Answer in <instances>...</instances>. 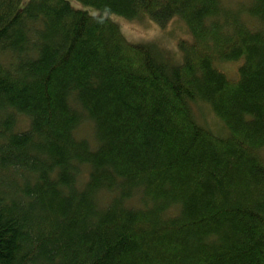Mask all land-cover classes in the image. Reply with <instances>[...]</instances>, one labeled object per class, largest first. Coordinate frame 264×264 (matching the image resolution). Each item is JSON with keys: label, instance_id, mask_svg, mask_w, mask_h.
Instances as JSON below:
<instances>
[{"label": "trees", "instance_id": "obj_1", "mask_svg": "<svg viewBox=\"0 0 264 264\" xmlns=\"http://www.w3.org/2000/svg\"><path fill=\"white\" fill-rule=\"evenodd\" d=\"M78 1L0 0V264H264V0ZM112 13L192 39L169 60Z\"/></svg>", "mask_w": 264, "mask_h": 264}, {"label": "rangeland", "instance_id": "obj_2", "mask_svg": "<svg viewBox=\"0 0 264 264\" xmlns=\"http://www.w3.org/2000/svg\"><path fill=\"white\" fill-rule=\"evenodd\" d=\"M72 6L85 8L86 6L78 0H69ZM224 4L235 6L246 3L248 0H222ZM248 25H252V19L243 14ZM111 18L119 25L124 37L131 42L153 43L169 60H177L181 57L179 41L191 40V34L184 19L174 15L163 24L157 23L146 14H139L133 18L124 17L112 13ZM241 60H216V66L223 71L227 77L235 79L238 74V65ZM194 113L198 122L215 134L223 135L226 127L220 118L212 111L206 102L196 101L193 103ZM17 128H26L28 118L23 114L17 115ZM78 136L94 140L92 123L86 120L77 130Z\"/></svg>", "mask_w": 264, "mask_h": 264}]
</instances>
